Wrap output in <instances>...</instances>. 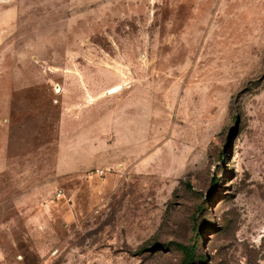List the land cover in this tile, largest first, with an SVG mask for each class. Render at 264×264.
I'll use <instances>...</instances> for the list:
<instances>
[{"label": "rangeland", "instance_id": "1", "mask_svg": "<svg viewBox=\"0 0 264 264\" xmlns=\"http://www.w3.org/2000/svg\"><path fill=\"white\" fill-rule=\"evenodd\" d=\"M185 261L264 264V0H0V264Z\"/></svg>", "mask_w": 264, "mask_h": 264}, {"label": "water", "instance_id": "2", "mask_svg": "<svg viewBox=\"0 0 264 264\" xmlns=\"http://www.w3.org/2000/svg\"><path fill=\"white\" fill-rule=\"evenodd\" d=\"M2 1H9V0H2ZM121 88H122L121 85H116V86L110 88V89L108 90V93L116 92V91L120 90ZM58 89H59V88H58Z\"/></svg>", "mask_w": 264, "mask_h": 264}, {"label": "trees", "instance_id": "3", "mask_svg": "<svg viewBox=\"0 0 264 264\" xmlns=\"http://www.w3.org/2000/svg\"><path fill=\"white\" fill-rule=\"evenodd\" d=\"M184 264H187L186 261L184 262Z\"/></svg>", "mask_w": 264, "mask_h": 264}, {"label": "bare ground", "instance_id": "4", "mask_svg": "<svg viewBox=\"0 0 264 264\" xmlns=\"http://www.w3.org/2000/svg\"><path fill=\"white\" fill-rule=\"evenodd\" d=\"M122 88H123V87H122ZM122 88H121V89H122ZM121 89H120V90H121Z\"/></svg>", "mask_w": 264, "mask_h": 264}, {"label": "crops", "instance_id": "5", "mask_svg": "<svg viewBox=\"0 0 264 264\" xmlns=\"http://www.w3.org/2000/svg\"><path fill=\"white\" fill-rule=\"evenodd\" d=\"M123 89V88H122Z\"/></svg>", "mask_w": 264, "mask_h": 264}]
</instances>
